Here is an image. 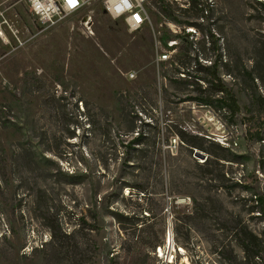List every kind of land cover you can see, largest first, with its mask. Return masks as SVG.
I'll use <instances>...</instances> for the list:
<instances>
[{
  "label": "rangeland",
  "instance_id": "374dc122",
  "mask_svg": "<svg viewBox=\"0 0 264 264\" xmlns=\"http://www.w3.org/2000/svg\"><path fill=\"white\" fill-rule=\"evenodd\" d=\"M190 5L151 0L130 32L99 0L45 29L24 0H0V264L243 263L235 227L264 229L258 114L240 80L221 76L241 109L231 120L164 76L209 65V34L250 70L264 56V0ZM180 135L221 158L194 157Z\"/></svg>",
  "mask_w": 264,
  "mask_h": 264
},
{
  "label": "trees",
  "instance_id": "16d2710c",
  "mask_svg": "<svg viewBox=\"0 0 264 264\" xmlns=\"http://www.w3.org/2000/svg\"><path fill=\"white\" fill-rule=\"evenodd\" d=\"M192 7L204 6L206 0L198 2L197 0H190ZM158 9L161 12V15L172 22L176 23L174 17V11H172L169 4H166L164 1H159ZM200 11H203L202 7ZM187 26H193L192 23H187ZM191 34L187 32L180 39L188 47L192 46V42L188 40ZM169 37H164L163 46L165 47V41ZM209 48L208 51L213 52L214 58H210L209 65H202L198 60L194 59V68L192 71L197 74L193 76L189 72H180V70L175 71V75L184 74L182 78H167L165 79L172 85H182L183 87H191L192 91L197 94L196 98H193L191 101L195 102L196 105L205 106L213 109V111H219L225 113L229 119L234 120L240 117L241 109L238 105L237 99L228 87V85L222 79V75L228 76L233 80H240L243 85V90L248 93V100L250 110L248 111L251 114L256 112L258 114L256 122V130L251 133L252 140L256 142L264 143V97L258 92V86H264V56L261 59L263 51L259 52V58H256V61L253 63V66L250 70H247L241 63L238 58L234 60V63L231 64L229 61H224L221 54L219 53L220 38L215 37L213 34H209L208 41ZM212 59V60H211ZM182 66V65H181ZM202 82L205 85V88H202L200 84ZM181 142H183L190 151L199 150L208 153L213 156L215 159L221 158V156L214 154L204 146V143L198 137L185 138L179 136ZM194 154V153H193ZM214 163L212 159L207 158L203 163V166H209ZM256 203V209L260 215L264 216V195L254 194ZM224 229V228H223ZM234 239L235 246L240 250L243 255L242 264H264V229L260 234H256L251 229L246 226L235 227ZM222 230V229H221ZM226 231V228H225ZM223 232V231H222ZM224 254V248L221 247L219 255Z\"/></svg>",
  "mask_w": 264,
  "mask_h": 264
},
{
  "label": "built area",
  "instance_id": "2783aa9c",
  "mask_svg": "<svg viewBox=\"0 0 264 264\" xmlns=\"http://www.w3.org/2000/svg\"><path fill=\"white\" fill-rule=\"evenodd\" d=\"M96 0H24L29 13L38 25L42 28L53 27L63 22L70 16L80 12L85 6ZM105 13L113 20L122 21L130 32L143 27L149 20L146 5L151 0H99ZM90 17L82 22L85 28L88 27ZM89 28V27H88ZM0 36L4 37L0 28ZM172 42L167 44L164 53L158 57L159 62L168 59L172 50Z\"/></svg>",
  "mask_w": 264,
  "mask_h": 264
},
{
  "label": "water",
  "instance_id": "95a60500",
  "mask_svg": "<svg viewBox=\"0 0 264 264\" xmlns=\"http://www.w3.org/2000/svg\"><path fill=\"white\" fill-rule=\"evenodd\" d=\"M194 157H202V155L194 150ZM168 237H169V234L167 235V238Z\"/></svg>",
  "mask_w": 264,
  "mask_h": 264
},
{
  "label": "bare ground",
  "instance_id": "6f19581e",
  "mask_svg": "<svg viewBox=\"0 0 264 264\" xmlns=\"http://www.w3.org/2000/svg\"><path fill=\"white\" fill-rule=\"evenodd\" d=\"M6 40V39H5ZM168 242H169V238H168Z\"/></svg>",
  "mask_w": 264,
  "mask_h": 264
}]
</instances>
